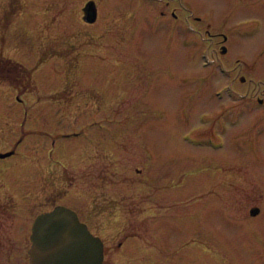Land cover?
<instances>
[{
	"label": "rangeland",
	"instance_id": "obj_1",
	"mask_svg": "<svg viewBox=\"0 0 264 264\" xmlns=\"http://www.w3.org/2000/svg\"><path fill=\"white\" fill-rule=\"evenodd\" d=\"M0 74L32 217L79 212L103 264H264V0H0Z\"/></svg>",
	"mask_w": 264,
	"mask_h": 264
},
{
	"label": "water",
	"instance_id": "obj_2",
	"mask_svg": "<svg viewBox=\"0 0 264 264\" xmlns=\"http://www.w3.org/2000/svg\"><path fill=\"white\" fill-rule=\"evenodd\" d=\"M95 18V4L89 2L84 19L93 22ZM225 50L222 46V52ZM258 210L255 207L250 212L254 215ZM28 254L30 264H102L104 243L79 220L73 209L56 205L36 216Z\"/></svg>",
	"mask_w": 264,
	"mask_h": 264
},
{
	"label": "flooded vegetation",
	"instance_id": "obj_3",
	"mask_svg": "<svg viewBox=\"0 0 264 264\" xmlns=\"http://www.w3.org/2000/svg\"><path fill=\"white\" fill-rule=\"evenodd\" d=\"M84 9L85 7L82 8V11ZM161 15H164L163 11ZM221 36L223 39V34ZM222 46L224 45L220 46L221 50ZM225 49L227 50L226 46ZM262 101L263 99L258 97V102ZM30 186L31 182L28 178L23 177L17 179L15 182L3 185L2 189L4 191L0 193V262L3 261L4 264H30L28 249L31 246L32 225L36 216L52 210L56 205H62L56 203L51 207L39 211L32 217L31 204L28 199ZM75 212L79 220L84 222L88 229L93 232L90 223L82 219L79 212ZM255 215L251 216L253 217ZM94 234L97 235L96 233ZM117 246L119 248L121 242H118Z\"/></svg>",
	"mask_w": 264,
	"mask_h": 264
},
{
	"label": "trees",
	"instance_id": "obj_4",
	"mask_svg": "<svg viewBox=\"0 0 264 264\" xmlns=\"http://www.w3.org/2000/svg\"><path fill=\"white\" fill-rule=\"evenodd\" d=\"M0 78H2V79L4 78V77L2 76V74H0Z\"/></svg>",
	"mask_w": 264,
	"mask_h": 264
}]
</instances>
